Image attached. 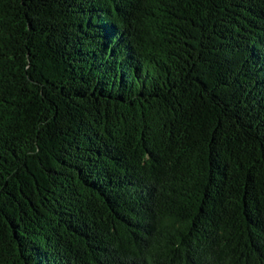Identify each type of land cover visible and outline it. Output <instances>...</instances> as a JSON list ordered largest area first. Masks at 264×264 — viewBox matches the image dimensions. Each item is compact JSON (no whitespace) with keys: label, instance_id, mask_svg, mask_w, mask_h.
<instances>
[{"label":"trees","instance_id":"trees-1","mask_svg":"<svg viewBox=\"0 0 264 264\" xmlns=\"http://www.w3.org/2000/svg\"><path fill=\"white\" fill-rule=\"evenodd\" d=\"M0 264H264V0H0Z\"/></svg>","mask_w":264,"mask_h":264}]
</instances>
